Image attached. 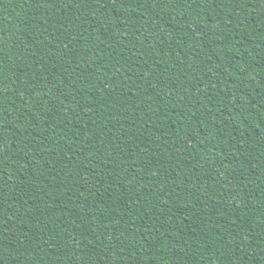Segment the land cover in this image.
Listing matches in <instances>:
<instances>
[{
	"label": "trees",
	"instance_id": "trees-1",
	"mask_svg": "<svg viewBox=\"0 0 264 264\" xmlns=\"http://www.w3.org/2000/svg\"><path fill=\"white\" fill-rule=\"evenodd\" d=\"M0 264H264V0H0Z\"/></svg>",
	"mask_w": 264,
	"mask_h": 264
}]
</instances>
